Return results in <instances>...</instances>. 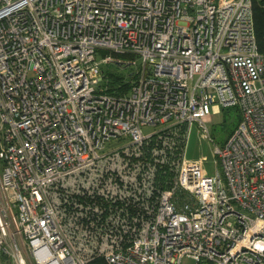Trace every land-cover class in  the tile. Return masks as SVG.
Here are the masks:
<instances>
[{
  "label": "built area",
  "instance_id": "built-area-1",
  "mask_svg": "<svg viewBox=\"0 0 264 264\" xmlns=\"http://www.w3.org/2000/svg\"><path fill=\"white\" fill-rule=\"evenodd\" d=\"M96 258L264 264L252 0H0V264Z\"/></svg>",
  "mask_w": 264,
  "mask_h": 264
},
{
  "label": "rangeland",
  "instance_id": "rangeland-1",
  "mask_svg": "<svg viewBox=\"0 0 264 264\" xmlns=\"http://www.w3.org/2000/svg\"><path fill=\"white\" fill-rule=\"evenodd\" d=\"M107 66V64H102V68H106ZM127 68L125 70H128ZM235 109V107L222 108L220 112L212 116L210 123V134L214 138L215 144L221 145L227 138L226 136L228 131L232 127L231 117L233 116ZM150 130L151 128L149 127L143 128V131L145 132ZM212 147V142L207 140H198L195 128L193 127L187 137L185 156L188 158H194L202 155L205 171L208 175H213L215 173L216 167H219L213 163L214 157L212 155Z\"/></svg>",
  "mask_w": 264,
  "mask_h": 264
},
{
  "label": "trees",
  "instance_id": "trees-1",
  "mask_svg": "<svg viewBox=\"0 0 264 264\" xmlns=\"http://www.w3.org/2000/svg\"><path fill=\"white\" fill-rule=\"evenodd\" d=\"M252 12L257 48L261 53H264V0H252ZM239 118V112L235 109L231 117L232 127L226 137L234 130ZM88 264H104V261L101 258H96Z\"/></svg>",
  "mask_w": 264,
  "mask_h": 264
}]
</instances>
